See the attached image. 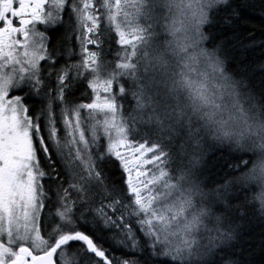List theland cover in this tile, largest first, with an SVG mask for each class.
I'll return each instance as SVG.
<instances>
[{
	"label": "snow or ice",
	"instance_id": "snow-or-ice-1",
	"mask_svg": "<svg viewBox=\"0 0 264 264\" xmlns=\"http://www.w3.org/2000/svg\"><path fill=\"white\" fill-rule=\"evenodd\" d=\"M226 5L0 0V264H264V74Z\"/></svg>",
	"mask_w": 264,
	"mask_h": 264
},
{
	"label": "trees",
	"instance_id": "trees-1",
	"mask_svg": "<svg viewBox=\"0 0 264 264\" xmlns=\"http://www.w3.org/2000/svg\"><path fill=\"white\" fill-rule=\"evenodd\" d=\"M225 7L229 10L222 14V22L213 31L218 40L226 42L232 67L248 72L259 83L264 74V0H229V5ZM229 18L233 23L228 22ZM260 227L258 222H254L250 231L258 236ZM249 242V236H245L241 243L247 247ZM255 243L259 244L258 238ZM222 256L217 259H222ZM252 259L260 264L259 247Z\"/></svg>",
	"mask_w": 264,
	"mask_h": 264
}]
</instances>
